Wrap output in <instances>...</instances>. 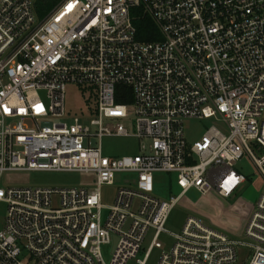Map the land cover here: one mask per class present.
I'll use <instances>...</instances> for the list:
<instances>
[{
    "label": "built area",
    "instance_id": "2783aa9c",
    "mask_svg": "<svg viewBox=\"0 0 264 264\" xmlns=\"http://www.w3.org/2000/svg\"><path fill=\"white\" fill-rule=\"evenodd\" d=\"M145 17L161 40L138 39ZM72 85L94 102L81 116L66 111ZM188 120L212 125L191 143ZM104 138L136 139L139 153L107 156ZM244 158L261 193L243 238L196 215L169 232L190 191L236 194ZM13 172L92 180L6 185ZM160 174L177 195L159 196ZM0 203V264H236L242 247L264 264V0H61L44 14L0 0Z\"/></svg>",
    "mask_w": 264,
    "mask_h": 264
},
{
    "label": "rangeland",
    "instance_id": "374dc122",
    "mask_svg": "<svg viewBox=\"0 0 264 264\" xmlns=\"http://www.w3.org/2000/svg\"><path fill=\"white\" fill-rule=\"evenodd\" d=\"M60 1L56 0L55 5ZM65 104L67 114L70 116H81L86 113L87 107L94 106V102L88 101V96L84 95L73 85L67 87ZM211 125V121H186L185 134L187 140L191 143L198 140L206 128ZM103 147L105 154L112 157L134 156L139 153V142L133 138H104ZM236 168L251 177L236 194L230 198H223L214 191L205 196L199 194L196 190L190 191L171 212L166 227L169 232H180L187 217L196 215L201 217L208 225L233 234L236 239L243 238L247 225V216L254 210L261 193V177L255 172L247 158L238 163ZM91 180L90 176L78 173L13 172L5 176L4 183L6 185L63 187L87 184ZM156 180L157 193L161 198H169L171 195L179 193L178 189L173 185L170 175L160 174ZM118 187L119 182L117 181L114 186L102 189L104 205L110 206L113 203ZM5 214L6 205L0 203V221L4 219ZM152 237L153 232L147 237L144 244L145 248H149ZM160 242L163 245V249H167L172 245L173 237L171 235H163L160 238ZM107 254H110V249L107 250ZM158 255L159 250H155L152 259H156ZM143 257L144 253L138 255L139 259H143ZM249 259V248H239L236 264H246Z\"/></svg>",
    "mask_w": 264,
    "mask_h": 264
},
{
    "label": "trees",
    "instance_id": "16d2710c",
    "mask_svg": "<svg viewBox=\"0 0 264 264\" xmlns=\"http://www.w3.org/2000/svg\"><path fill=\"white\" fill-rule=\"evenodd\" d=\"M55 3L56 0H38V7L41 14L49 12L54 7ZM135 26L138 29V39L143 42H152L161 40L162 38L158 28L148 17L135 21Z\"/></svg>",
    "mask_w": 264,
    "mask_h": 264
}]
</instances>
